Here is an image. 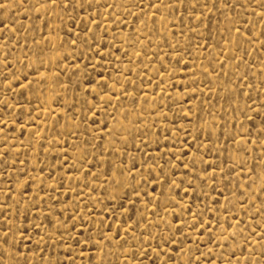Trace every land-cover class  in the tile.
<instances>
[{
  "label": "rangeland",
  "instance_id": "obj_1",
  "mask_svg": "<svg viewBox=\"0 0 264 264\" xmlns=\"http://www.w3.org/2000/svg\"><path fill=\"white\" fill-rule=\"evenodd\" d=\"M0 264H264V0H0Z\"/></svg>",
  "mask_w": 264,
  "mask_h": 264
}]
</instances>
